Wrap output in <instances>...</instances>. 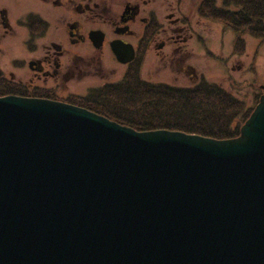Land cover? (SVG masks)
<instances>
[{"label":"water","instance_id":"95a60500","mask_svg":"<svg viewBox=\"0 0 264 264\" xmlns=\"http://www.w3.org/2000/svg\"><path fill=\"white\" fill-rule=\"evenodd\" d=\"M261 90L229 140L0 97V264H264Z\"/></svg>","mask_w":264,"mask_h":264},{"label":"flooded vegetation","instance_id":"af4514ba","mask_svg":"<svg viewBox=\"0 0 264 264\" xmlns=\"http://www.w3.org/2000/svg\"><path fill=\"white\" fill-rule=\"evenodd\" d=\"M174 14L163 26L149 0H0V86L15 93L8 96L67 103L84 97L64 96L67 85L85 78L135 69L149 82L147 59L195 80L190 65L177 67L192 35Z\"/></svg>","mask_w":264,"mask_h":264},{"label":"trees","instance_id":"16d2710c","mask_svg":"<svg viewBox=\"0 0 264 264\" xmlns=\"http://www.w3.org/2000/svg\"><path fill=\"white\" fill-rule=\"evenodd\" d=\"M201 15L235 34L241 53L243 35L264 40V0H206ZM15 94L0 86V97ZM137 132L166 130L214 140L239 136L252 109L217 84L201 80L191 87L150 83L131 70L118 82L67 102Z\"/></svg>","mask_w":264,"mask_h":264},{"label":"rangeland","instance_id":"374dc122","mask_svg":"<svg viewBox=\"0 0 264 264\" xmlns=\"http://www.w3.org/2000/svg\"><path fill=\"white\" fill-rule=\"evenodd\" d=\"M204 1L206 0H149L150 7L159 14V21L163 26H167L165 16L171 12L175 13L174 17L185 20L183 24L187 26V34L192 35V40L187 44L185 56H179L183 58V64H178L177 67L190 65L196 79L190 80L188 75L176 71V64L172 65L173 73L170 68L158 70L150 59L144 64L143 78L150 83L177 87H191L204 80L217 84L243 102L245 109L253 111L261 94L260 87L264 86V40L243 35L242 52H236L235 34L221 23L201 15L200 9ZM213 1L216 6L221 5V0ZM198 36L200 44L196 42ZM8 70H12L11 67L4 68L5 75ZM121 77L122 71L105 81L90 77L80 82H71L63 94L86 96L90 90L118 82Z\"/></svg>","mask_w":264,"mask_h":264}]
</instances>
